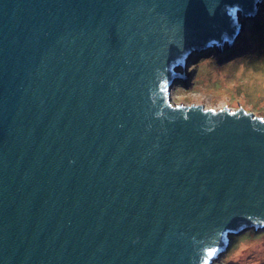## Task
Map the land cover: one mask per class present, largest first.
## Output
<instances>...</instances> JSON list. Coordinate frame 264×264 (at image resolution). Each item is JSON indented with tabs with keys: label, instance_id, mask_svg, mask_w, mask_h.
I'll use <instances>...</instances> for the list:
<instances>
[{
	"label": "water",
	"instance_id": "1",
	"mask_svg": "<svg viewBox=\"0 0 264 264\" xmlns=\"http://www.w3.org/2000/svg\"><path fill=\"white\" fill-rule=\"evenodd\" d=\"M261 0H0V264H210L264 227V116L172 104Z\"/></svg>",
	"mask_w": 264,
	"mask_h": 264
},
{
	"label": "rangeland",
	"instance_id": "2",
	"mask_svg": "<svg viewBox=\"0 0 264 264\" xmlns=\"http://www.w3.org/2000/svg\"><path fill=\"white\" fill-rule=\"evenodd\" d=\"M256 16L238 12L239 32L233 40L192 52L170 92L172 104L203 105L264 116V0ZM214 47V48H213ZM253 246V247H252ZM211 264H264V227L230 236V242Z\"/></svg>",
	"mask_w": 264,
	"mask_h": 264
},
{
	"label": "snow or ice",
	"instance_id": "3",
	"mask_svg": "<svg viewBox=\"0 0 264 264\" xmlns=\"http://www.w3.org/2000/svg\"><path fill=\"white\" fill-rule=\"evenodd\" d=\"M216 252H217V249H215V248L207 250V252H206L207 259H205L203 261V264H210V260L214 257Z\"/></svg>",
	"mask_w": 264,
	"mask_h": 264
},
{
	"label": "clouds",
	"instance_id": "4",
	"mask_svg": "<svg viewBox=\"0 0 264 264\" xmlns=\"http://www.w3.org/2000/svg\"><path fill=\"white\" fill-rule=\"evenodd\" d=\"M239 26H240V25H239ZM186 63H187V61H186ZM186 63H185V64H186ZM185 64L183 65V67L185 66ZM179 68H182V66H180ZM177 72H178V71H177ZM178 81H179V80H177V82H178Z\"/></svg>",
	"mask_w": 264,
	"mask_h": 264
},
{
	"label": "bare ground",
	"instance_id": "5",
	"mask_svg": "<svg viewBox=\"0 0 264 264\" xmlns=\"http://www.w3.org/2000/svg\"><path fill=\"white\" fill-rule=\"evenodd\" d=\"M219 44H220V43H219ZM213 48H214V47H213ZM170 91H171V90H170ZM252 247H253V246H252ZM220 255H221V254H220ZM220 255H218L216 259H218V257H219ZM216 259H215V260H216ZM213 261H214V260H213ZM213 261H212V262H213ZM212 262H211V263H212Z\"/></svg>",
	"mask_w": 264,
	"mask_h": 264
},
{
	"label": "trees",
	"instance_id": "6",
	"mask_svg": "<svg viewBox=\"0 0 264 264\" xmlns=\"http://www.w3.org/2000/svg\"><path fill=\"white\" fill-rule=\"evenodd\" d=\"M178 83H179V81H178Z\"/></svg>",
	"mask_w": 264,
	"mask_h": 264
}]
</instances>
